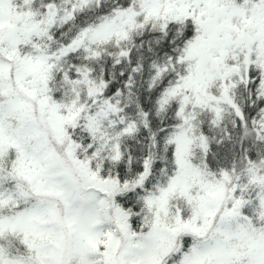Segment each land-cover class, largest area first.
Masks as SVG:
<instances>
[{
  "label": "snow or ice",
  "instance_id": "snow-or-ice-1",
  "mask_svg": "<svg viewBox=\"0 0 264 264\" xmlns=\"http://www.w3.org/2000/svg\"><path fill=\"white\" fill-rule=\"evenodd\" d=\"M0 264H264V0H0Z\"/></svg>",
  "mask_w": 264,
  "mask_h": 264
}]
</instances>
